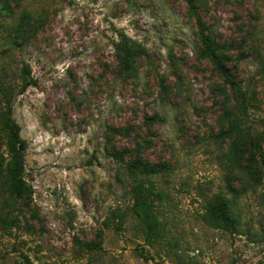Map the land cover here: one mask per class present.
<instances>
[{
    "label": "rangeland",
    "instance_id": "374dc122",
    "mask_svg": "<svg viewBox=\"0 0 264 264\" xmlns=\"http://www.w3.org/2000/svg\"><path fill=\"white\" fill-rule=\"evenodd\" d=\"M196 1L247 94L245 114L199 57L184 0H10L12 11L0 15V75L19 88L28 65L35 82L15 96L13 118L41 222L15 211L18 225H0V264H24V255L34 264H264V187L229 191L239 170L222 137L233 110L264 179V0ZM119 31L147 51L131 74L117 71ZM112 144L139 145L147 159L171 165L145 181L158 196L157 238H146L132 211L135 179L108 155ZM216 193L232 200L239 232L204 221ZM77 238L102 249L84 250Z\"/></svg>",
    "mask_w": 264,
    "mask_h": 264
},
{
    "label": "trees",
    "instance_id": "16d2710c",
    "mask_svg": "<svg viewBox=\"0 0 264 264\" xmlns=\"http://www.w3.org/2000/svg\"><path fill=\"white\" fill-rule=\"evenodd\" d=\"M184 1L187 4V14L193 18L196 27L200 43L199 57L207 59L214 71L223 78L225 83L231 86L236 94L237 107L242 113H247V94L238 87L232 69L226 63L227 57L209 32V27L200 14L197 1ZM10 3V0H0V15L12 11ZM27 18L28 15H24L20 23L14 27L17 34L23 35L25 33V28L22 26L25 25ZM115 52L118 60L117 71L125 74L133 73L136 70L137 61L145 58L147 54L142 44L122 31L118 32ZM22 70L23 82L19 88L8 84L0 75V191L2 190L6 194L0 206V225L3 229H8L10 225H18L20 218L15 211H19L23 215L29 212L31 217L41 222L39 211L33 205V187L24 178L27 142L21 137V128L13 118L15 96L23 94L29 86L35 84L30 77V67L26 65ZM233 117H235V112L227 109L225 118L228 122L226 129L222 131V137L230 139L231 159L238 166L239 175L236 176L238 182L228 183L229 191L237 197L249 187L254 188L260 185L264 187V179L262 166L254 151L253 142L245 133L244 128ZM109 132L120 133L121 129L110 128ZM108 155L118 163L123 164L135 179V185L132 189V211L144 228L146 238L159 237L163 229L154 212L155 200L158 196L154 193L152 185L146 186L145 181L151 176L169 173L171 165L167 161L147 159L139 145L128 152L127 149H121L112 144L108 150ZM235 183H238L240 187H236ZM240 183L243 185L242 188ZM0 195L2 196L1 192ZM203 218L206 224L213 229L239 232L240 217L233 208L232 200L223 193H216L208 200ZM76 241L81 248L87 251H100L102 249L101 241L89 242L78 238ZM24 264L34 263L30 261L27 255H24Z\"/></svg>",
    "mask_w": 264,
    "mask_h": 264
}]
</instances>
